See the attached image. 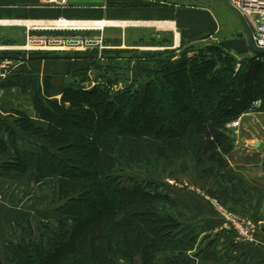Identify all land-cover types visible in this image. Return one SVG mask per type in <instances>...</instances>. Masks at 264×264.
I'll use <instances>...</instances> for the list:
<instances>
[{"label": "trees", "instance_id": "16d2710c", "mask_svg": "<svg viewBox=\"0 0 264 264\" xmlns=\"http://www.w3.org/2000/svg\"><path fill=\"white\" fill-rule=\"evenodd\" d=\"M213 51L216 56L222 57L220 51ZM3 58L17 60L18 56L1 52L0 60ZM222 60L225 64L232 63L220 70H215V61H185L186 66L178 63L174 71L165 72L164 76L167 78L171 75L173 81L191 89L174 93L172 86L166 82L167 88L161 85L156 90L161 93L159 97L155 96L153 87L152 92L148 88L131 103L128 113L117 116L118 125L112 129L101 131L99 122L108 118L112 110H126L130 98L115 94L107 85L89 90L74 85L65 86L60 99L52 101L49 98V81L46 79L43 89L38 90L33 99L34 109L46 127L36 126L27 114L16 112L15 126L18 131L31 135L37 143L19 139L10 132L8 145L0 141V153L10 147L15 158L3 164V173L34 172L39 189L56 185L57 179L62 194L69 195L77 191L78 181L67 178V173H63L59 167L48 170L53 169L52 163H63L61 157L49 153V148L67 151L76 146L75 150L79 151L81 146H85L88 153L93 154L90 160L91 176L97 179V198L102 209L83 228L80 227L76 235L73 232L70 239H63L66 264H116L119 256L130 264L137 259L140 264H155L157 256L164 254L163 264H193L186 258L187 248L180 242L193 244L196 240L195 231L183 226L175 215L165 213L157 206L158 202H167V198L154 191L151 183L124 188L111 175L122 161L147 166L152 160L162 159L168 167H174L181 158L187 157L192 158L203 173L206 172L207 164L216 165L219 179L230 184L234 194L237 192L236 187H242L239 173L227 160L237 138L229 125L244 114L254 112L253 104L258 101L261 108L257 110L264 111V94L260 93L264 90V57L251 56L241 63L237 71L234 59L222 57ZM210 67L213 72L207 73ZM165 93L177 110L174 119L168 124L167 135L125 133L130 116H144L150 120L155 116L166 119L165 114L155 109L156 104L163 102ZM77 118L87 121L84 129L91 133L89 135L94 138L93 143L81 142L77 145L70 140L67 142L68 135H83L78 129L82 125L75 121ZM57 123L61 124L60 127ZM57 128L62 131L57 132ZM40 141L49 148L40 144ZM46 162H51L48 169L45 167ZM82 197L72 199V202L82 204ZM23 241L17 247H23L26 250L24 253L6 249L13 264H33L36 261V243L31 241L24 245ZM59 245L56 242L50 246L51 252L58 249ZM44 264L50 263L45 261Z\"/></svg>", "mask_w": 264, "mask_h": 264}, {"label": "crops", "instance_id": "0c3cea01", "mask_svg": "<svg viewBox=\"0 0 264 264\" xmlns=\"http://www.w3.org/2000/svg\"><path fill=\"white\" fill-rule=\"evenodd\" d=\"M59 20L69 25L57 26ZM214 28L208 11L185 9L165 0H69L68 6L61 8L36 0H0V53L18 56L11 74L0 78V141L8 145L11 132L19 139L37 143L31 135L18 131L16 112L26 113L34 125L45 127L34 109L36 92L43 89L47 79L50 100H59L62 89L74 85L88 69L89 50L106 49V42L120 50H177L197 42ZM254 114H244L238 122L244 124L251 119L254 126L259 125L254 129L259 134L236 139L234 150H241L240 158L227 159L231 167H240L242 187H236L235 194L230 184L219 179L216 165L207 164L203 173L187 157L167 167L166 174L195 184L199 193L171 188L163 178L150 181L153 190L168 200L157 203L160 209L195 231L193 244L180 242L193 264H264V114ZM14 158L10 147L0 153V192L4 196L0 251L24 239L25 220L34 226V220L25 218L26 209L21 204L27 194L30 198L25 200L31 201L34 218L39 209L35 173L2 172L3 164ZM208 197L250 223L252 241L239 238L215 212ZM164 257L158 255L155 264H163ZM138 261L134 264H140Z\"/></svg>", "mask_w": 264, "mask_h": 264}, {"label": "rangeland", "instance_id": "374dc122", "mask_svg": "<svg viewBox=\"0 0 264 264\" xmlns=\"http://www.w3.org/2000/svg\"><path fill=\"white\" fill-rule=\"evenodd\" d=\"M165 1L178 3L185 9L192 8L208 11L212 15L216 28H214L212 32L205 34L197 42L184 45L183 48L177 50L172 48H155L152 50H120L118 48H113V44H109V42H106L108 44V46H106L108 48L106 49L100 48L89 50L88 69L79 79H77L74 87L89 90L97 86L107 85L115 94H124L127 98H130L126 110H123V112L119 110H112L108 118L105 117L103 121L99 122V129L101 131L116 127L119 122V118L117 116L128 113L127 110H129L131 103L138 98L139 94H142L148 88L149 91L152 92L153 87V91L155 92L157 89L159 90L161 85L167 88L168 86L165 85V83L168 82L174 89V93L177 91L183 93L185 90L189 91L191 88H185L183 85L178 84L177 81H173L171 75L167 78L164 76L165 72L174 71L178 63L186 66L185 61L189 63L195 61H215V70H220L225 66L227 67L228 63H232L227 62V64H225L222 57H230L236 61V65L234 66L237 71L241 67V63L243 61L253 56L248 49L246 37L239 20L227 8L223 6L207 7L196 3L194 0ZM90 42H92V40H90L88 44H90ZM213 50L220 51L222 53V57L220 58V56H216ZM206 72H213V69L210 67ZM223 79L226 80L225 78ZM159 92L160 91H156L154 93L155 96L161 94ZM166 93V97L164 96L162 99L163 102L155 105L156 111L158 113L165 114L166 119L164 118L161 120L160 117L158 118L156 116L152 120L144 116H137L134 118H131V116L129 118L126 117L128 122L127 128L124 130L125 133L130 134L141 132L142 134L157 135L161 137L167 135L169 131L168 124L171 123L170 121L172 119H174V114L177 113V110L168 101ZM225 93L227 94L228 91ZM260 93L261 95L264 94V90H261ZM189 94L190 93L188 92V95ZM185 95H187V93H185ZM159 97L161 96L159 95ZM187 98H189V96H187ZM190 102L192 103L191 99ZM253 107L255 108V114H264V111H261L262 109H259L260 111L257 110L258 108H261L260 101L253 104ZM147 112H150V110L147 109ZM75 121L80 122L82 125V127L80 126L78 129L82 131L83 135L79 136L77 133L71 136L68 135L67 142L70 140L74 144L77 143V145H80L81 142L93 143L94 138L90 136L91 133L84 129V125H87V121H84L81 118H77ZM245 121L246 122L244 124H239L236 129L230 127L231 124L229 125V129L232 132L235 131V134L234 132L233 134L237 137L236 139H245L248 136L252 137V135L259 134V131L254 130L259 127L258 124H256L257 126H254V121H251V119L249 121ZM58 125L60 127L61 124ZM57 129V132L62 131L60 128ZM40 144L44 145L45 143L40 141ZM45 146L49 148L47 144H45ZM72 148L73 149H69L67 151H60L50 147L49 153L54 156L56 155L61 157L63 159V163H52L53 169H50L49 167L51 166V162H46L45 167L47 169L49 168L48 170H54V167H59L63 173H67L65 175L67 178L72 180L77 179V191H72L69 195H63L59 188L57 179L56 185L40 189L38 192L40 193L39 198L37 199L39 209L38 212H35V218L31 212V201L25 200V198H30L27 194V197L23 199L21 204L23 205L22 207L26 209L24 212L25 218L34 220V226L31 221L27 222L25 220L23 229L24 239H22L19 243H9L0 251V264H13V261L8 256L6 249L14 251L20 250L19 252L23 253L26 251L23 247L20 249L17 247L23 240L24 245L31 241L36 243L35 245L38 250V256L33 264H44L45 261L50 264H66V247L63 246V239H70V235L73 232H75L74 235H76L79 232L80 227L83 228L85 223H87L92 216H95L102 209V205L97 198V179L96 177L91 176V173L93 172L90 166V160H92L93 154L92 152L88 153L85 146H81L79 151L75 150L76 146H73ZM240 152L241 150H238V148L235 150L233 149L229 159L232 161L233 157L240 158ZM48 158L52 159L49 156ZM52 161L55 162L54 160ZM235 166L236 165L233 164L232 168L238 172L240 167L237 168ZM167 167V164L162 159L152 160L147 166L134 165L122 161L119 164L117 171L111 176L117 184L124 188H131L135 185L146 186L147 183H151V180L159 179L161 181L162 178L165 180V183H167V180L187 181L180 180L172 174H166ZM25 173L27 172L25 171L24 173L19 174L24 175ZM151 184V186H153V183ZM168 186L170 185L168 184ZM194 186L196 187L195 184ZM170 187L172 188L173 186ZM34 188L39 189L36 181ZM81 195H83L82 198L84 199L82 204H75L72 202V199L81 198ZM209 199L217 201L225 208L219 200L211 197ZM2 204H4V196L0 192V206H2ZM157 206L159 207V205ZM29 207L30 209L27 211ZM56 242L60 245L58 249H54V251L51 252L50 246L56 244ZM116 262V264H130L121 256L118 257ZM134 262L132 264H134Z\"/></svg>", "mask_w": 264, "mask_h": 264}, {"label": "built area", "instance_id": "2783aa9c", "mask_svg": "<svg viewBox=\"0 0 264 264\" xmlns=\"http://www.w3.org/2000/svg\"><path fill=\"white\" fill-rule=\"evenodd\" d=\"M41 5L53 8L66 7L69 0H36ZM229 4L236 9L245 18L251 29L253 41L259 49H264V0H228ZM57 26L69 25L63 20L55 23ZM16 60L11 58H3L0 60V78L8 77L14 68ZM239 126L238 121L231 123L230 127L236 129ZM235 134V131H233ZM167 184L182 190H190L199 193V189L188 181L167 180ZM208 202L213 206L215 212L228 224L230 228L237 232L239 238H246L252 241V227L250 223L245 222L234 213L230 212L215 200ZM251 230V231H250Z\"/></svg>", "mask_w": 264, "mask_h": 264}, {"label": "water", "instance_id": "95a60500", "mask_svg": "<svg viewBox=\"0 0 264 264\" xmlns=\"http://www.w3.org/2000/svg\"><path fill=\"white\" fill-rule=\"evenodd\" d=\"M196 3L207 6V7H215V6H223L227 8L231 13H233L236 18L239 20L241 27L243 29L244 35L246 37V42L248 45L249 51L252 53L253 56L257 57H264V49H259L254 41L253 36L250 27L248 26L245 18L238 12L236 9H234L228 2V0H220V1H210V0H194ZM259 144H256L255 147H258ZM261 230L264 232V226L261 228Z\"/></svg>", "mask_w": 264, "mask_h": 264}]
</instances>
